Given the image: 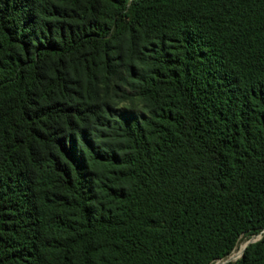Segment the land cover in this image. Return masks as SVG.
Instances as JSON below:
<instances>
[{
  "label": "trees",
  "instance_id": "16d2710c",
  "mask_svg": "<svg viewBox=\"0 0 264 264\" xmlns=\"http://www.w3.org/2000/svg\"><path fill=\"white\" fill-rule=\"evenodd\" d=\"M263 230L264 0H0V264H215Z\"/></svg>",
  "mask_w": 264,
  "mask_h": 264
},
{
  "label": "rangeland",
  "instance_id": "374dc122",
  "mask_svg": "<svg viewBox=\"0 0 264 264\" xmlns=\"http://www.w3.org/2000/svg\"><path fill=\"white\" fill-rule=\"evenodd\" d=\"M122 107L129 109V110H134V111H140L141 110V105L137 102V101H133V102H125L121 105ZM260 238L259 234H252V235H243L236 248L234 249V251L232 252L231 255H229V257L232 256V260H235L237 258L240 257L241 255V251L242 249L245 247V245L249 242V241H255L257 239Z\"/></svg>",
  "mask_w": 264,
  "mask_h": 264
},
{
  "label": "water",
  "instance_id": "95a60500",
  "mask_svg": "<svg viewBox=\"0 0 264 264\" xmlns=\"http://www.w3.org/2000/svg\"><path fill=\"white\" fill-rule=\"evenodd\" d=\"M261 233H264V230H263ZM261 233H259L260 237H261ZM257 240H258V239H257ZM255 241H256V240H255ZM255 241H249V242L245 245V247L242 249V251H241V255L243 254V251L245 250L246 246H248L250 243L255 242ZM241 255H240V256H241ZM229 260H232V256L226 258L225 260H219V261H217L215 264H223V263H225V262H227V261H229Z\"/></svg>",
  "mask_w": 264,
  "mask_h": 264
}]
</instances>
